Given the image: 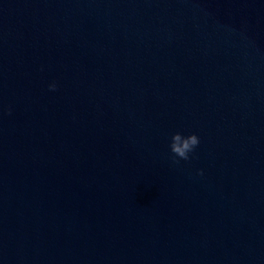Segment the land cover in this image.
<instances>
[{
  "label": "water",
  "instance_id": "obj_1",
  "mask_svg": "<svg viewBox=\"0 0 264 264\" xmlns=\"http://www.w3.org/2000/svg\"><path fill=\"white\" fill-rule=\"evenodd\" d=\"M0 264H264V0H0Z\"/></svg>",
  "mask_w": 264,
  "mask_h": 264
},
{
  "label": "clouds",
  "instance_id": "obj_2",
  "mask_svg": "<svg viewBox=\"0 0 264 264\" xmlns=\"http://www.w3.org/2000/svg\"><path fill=\"white\" fill-rule=\"evenodd\" d=\"M49 89L55 91L57 84L52 82L48 85ZM8 112L11 113V107L8 108ZM200 143V138L196 133H190L188 135L183 134L180 131H175L171 134L170 151L173 154L171 159L174 163H179L182 160H189L190 153H193L196 147ZM198 175H203V169L198 170Z\"/></svg>",
  "mask_w": 264,
  "mask_h": 264
}]
</instances>
